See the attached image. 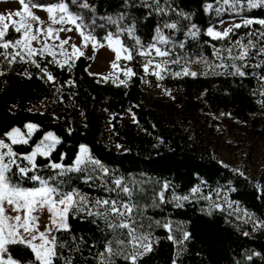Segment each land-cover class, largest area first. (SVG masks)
I'll list each match as a JSON object with an SVG mask.
<instances>
[{
	"label": "trees",
	"instance_id": "trees-1",
	"mask_svg": "<svg viewBox=\"0 0 264 264\" xmlns=\"http://www.w3.org/2000/svg\"><path fill=\"white\" fill-rule=\"evenodd\" d=\"M216 1L169 0L173 10L158 17L155 13L149 16V9L145 7H126L123 0H88L97 17L127 13L128 18L122 23L135 21L136 35L144 43L151 41L157 21L161 19L179 23L180 30L173 35L177 42L185 41L186 31L195 24L200 34L189 41V47L196 48L209 60L213 59L211 45L226 46L228 41L208 37L204 33L207 27L238 17L264 19V7L220 15L207 12L206 6ZM37 2L46 4L56 0ZM142 2L135 0L138 5ZM70 8L74 12H83L85 23H88L92 13L74 5ZM97 24L107 25L95 29L97 39L107 31H115V26L106 20L98 19ZM256 29L264 30V26L253 24L251 30ZM249 31V28L241 27L231 39L246 38ZM165 32L169 34V30ZM121 38L129 47L134 44L126 36ZM140 59L136 56L127 61L136 73L127 80V86L91 75L87 70L91 59L86 56L77 59L71 70L51 63L52 57H37L41 67L48 69L55 82L48 81L32 64L16 63L10 68L0 65V70L5 73L0 76V139L7 141L6 134L13 128L23 130L26 124L35 125L36 130L28 144L12 145L18 154H27L45 132L55 135L59 143L51 155L36 158L44 178L53 175V170L45 165L50 162L72 165L80 146H86L111 174L141 186L142 199L146 198L144 192L148 191L155 193L156 197L163 184L178 194L188 193L200 181L210 187L225 186L229 189V197L241 203L264 225V164L257 178L223 165L214 156L206 133L207 127L213 128L216 123L213 113L224 112L232 120L242 123L244 145L254 137L264 136V105L258 103L264 97L259 95L257 79L251 75L246 78L211 74L196 78L171 76L164 79L165 85L174 89L171 96L149 95L141 87L145 74ZM203 71L196 70L198 73ZM125 111L132 113L134 121L123 122L118 117ZM108 116L110 128L105 131L104 119ZM76 180L68 181L65 189L73 187ZM24 185L32 186L26 181ZM78 186L90 196L105 195L95 186L89 187L81 182ZM146 214L155 222L177 223L190 235L177 252L173 240L168 239V232L162 226L153 227L155 242L152 251L138 264H173L174 260L175 264H264V232L245 235L228 223L221 213H207L194 200L179 207L164 201L158 207L146 209ZM68 223L71 233H57L58 240H67L71 245V235H75L77 241L82 236L91 245L101 238L88 219L69 217ZM62 251L66 256L70 254L68 249ZM71 255L74 256L73 264H93L88 247L83 244L81 252ZM13 256L21 261L33 258L30 250L20 246L15 247ZM116 264L125 262L117 260Z\"/></svg>",
	"mask_w": 264,
	"mask_h": 264
},
{
	"label": "snow or ice",
	"instance_id": "snow-or-ice-1",
	"mask_svg": "<svg viewBox=\"0 0 264 264\" xmlns=\"http://www.w3.org/2000/svg\"><path fill=\"white\" fill-rule=\"evenodd\" d=\"M217 2L220 3V0ZM16 3L20 5L18 9L0 12V65L10 68L16 63L32 64L40 69L48 81L55 82L48 69L41 67L37 57H52L51 63L61 68L67 66L68 70H71L75 61L85 56L84 49L91 45L92 52L107 47L115 54L114 60L110 61L114 70L120 69L121 59L132 61L136 56L141 57L145 75H152L157 80L165 79L166 75L174 78H196L198 75L210 74L246 78L251 75L259 82V95L264 97V30H251L253 24L264 26V19L244 18L242 22L232 23L222 31L212 26L207 27L208 37L216 41H228L226 46L211 45L213 59L209 60L204 55L190 57L183 51L185 42L173 39L174 33L180 30L178 22L164 19L157 21L154 36L151 41L144 43L136 35L135 21L130 24L122 23L128 18L127 13L121 12L115 17H97L95 8L88 0H56L46 4L37 0H16ZM123 3L126 7H145L149 9V16L155 13L158 17H164L173 10L169 0H163V3L161 0H143L140 5L136 4L135 0H123ZM70 5L92 13L88 23H85L83 12L72 11ZM224 5L237 12L245 8H262L264 0H246V3L241 0H222L220 7L215 9L217 15L225 10ZM212 8L213 5H207V9ZM33 9L46 12L47 22L41 20ZM98 19L114 25L115 31H107L101 39H97L95 29L107 26L97 24ZM241 27L250 29L247 37L233 41L231 36ZM165 30H169V34H166ZM73 31L81 40L79 45L69 43L71 36L63 39L60 37L62 32ZM199 34L200 29L193 24L186 36L194 40ZM122 36L132 39L134 44L129 47ZM34 42L38 46H34ZM87 58L92 59L93 56ZM191 64H202L205 70L201 73L193 71ZM169 65H177L180 70L172 71ZM246 69L253 71L249 73ZM120 70L126 79L120 80L119 83L127 86V80L136 73L127 65ZM4 74V71L0 70V76ZM114 76L115 73L110 72L105 79ZM68 83L72 84L71 81ZM165 94L171 95L168 90H165ZM258 103L264 105V100ZM35 127L32 124L27 125L29 137ZM6 136L10 139V144L0 139V264H73L74 256L71 253L81 252V244L88 247L93 264H116L117 260H122L125 264H138L143 256L152 251L151 233L144 231L143 213L146 206L142 207L135 199V194L143 192V188L137 187L135 181L128 182L111 174L100 160L89 155L86 147L80 148L72 165L59 162L45 165L54 170V174L47 179L38 174L29 175L38 171L37 156L49 157L59 140L52 133H48L33 151L21 155L13 150L12 145L28 144V139L18 128L12 129ZM23 161H27L24 166ZM72 173L81 174L77 178L89 187L101 189L105 195L90 196L77 187L65 190L64 186L72 179L69 175ZM25 179L38 181L39 187H22L21 181ZM96 181L99 183H94ZM167 187L165 184L164 188ZM196 191L198 190L193 189V192ZM174 199L187 200L188 197ZM159 202L164 203L163 192L159 195ZM177 206L181 205L178 203ZM44 211L48 213V222L41 230L37 213ZM69 217L88 219L100 232V240L91 245H88L82 236L77 241V237L71 235V245L67 240H58L57 233H71ZM155 223L159 225V221ZM159 226L169 232L172 230L169 223ZM261 226L264 225L256 224V227ZM148 227H151V224ZM189 235L184 232L183 240H187ZM168 239L174 243H182L176 241L172 235H169ZM16 246L30 250L33 258L24 261L14 258L13 251ZM64 249H68L70 254L66 256L62 251Z\"/></svg>",
	"mask_w": 264,
	"mask_h": 264
},
{
	"label": "rangeland",
	"instance_id": "rangeland-1",
	"mask_svg": "<svg viewBox=\"0 0 264 264\" xmlns=\"http://www.w3.org/2000/svg\"><path fill=\"white\" fill-rule=\"evenodd\" d=\"M241 2L246 3V2H244V0H241ZM220 3H222V0H220ZM220 3H218L216 1L214 4H212L213 5L212 9H207V6H206V11L216 14L215 9L220 7ZM19 7H20V5L18 3H16V0H0V12L6 13L9 11H14V10L18 9ZM224 9L225 10L221 13H224V12L236 13V12L231 11L229 9L228 5H224ZM33 11L35 12V14L38 17L41 18V20L47 22L48 18H47L46 12L39 10V9H33ZM244 18L245 17L231 18L228 20H224L223 23L219 22V23L212 24L210 26L214 27L216 30L222 31L224 28H226L227 26H229L232 23L242 22V20ZM252 19H255V18H252ZM56 27H60V25H56ZM65 27H71V25H65ZM206 29L204 30L205 34H206ZM188 30L186 31V33L188 32ZM186 33H185V36H186ZM66 36L72 37V40L69 42L70 44L76 43L79 45L81 42L80 38L75 33V31H73L71 33H64V32L60 33L61 39L65 38ZM186 40L184 41L186 46H185V49L183 51L186 52L192 58L200 56V54L198 53V50L196 48L191 49L189 47V45H190L189 41L190 40L193 41V39L186 36ZM57 43H58V41H57ZM34 46H38V45H35V42H34ZM66 47H68V46L66 45ZM101 49L102 48H99L98 51L92 52L91 51V45H89V48L84 49L86 57H88L90 55L93 56V58L91 59V63L87 69L88 72L91 75L95 74L94 76H96L100 79H103V80H111V81L115 80V83H119L120 80H125L126 78L123 76V73L120 69H122L125 65H127V61L121 59V61L119 62L120 69L114 70L111 67L110 61L114 60L115 54L112 57H110L108 60L101 61V58L98 55ZM69 51H70V48H69ZM177 51H181V50H177ZM58 58L63 59L62 57H58ZM140 62L142 65V58L140 59ZM127 67H130V66L127 65ZM169 67L172 71L180 70L179 66H177V65H169ZM191 69L193 71H196L199 69H204V65H202V64H191ZM110 72H114L115 76L112 78H109V79H105V77H108ZM116 77H118L119 79H116ZM170 77H171L170 75L165 76V78H170ZM151 79L153 82H151ZM141 87L149 95L171 96L173 93V90H174L172 87L165 85L164 79L163 80H157L152 75H145V77L142 79ZM165 90L170 91L171 95L165 94ZM118 117L123 122L134 121V116L132 115V113L130 111H125V112L119 113ZM213 118L216 120V123H215L213 128L207 127L206 133H207L210 145H211V149H213L214 156L223 165H226L232 169H235V170L240 171V172H244L247 175H250V176H253L254 178H257L259 173H260V170L262 169V166L264 164V136L254 137L249 141V144L244 145L243 141L241 139V136H242V133L244 130L242 123L232 120L230 118V116L224 112L213 113ZM109 121H110V116H108L104 119L105 131H107L110 128V122ZM27 125L28 124H26L24 129L20 130V131L24 134L25 138L29 140L30 137L35 132L36 127L29 137ZM13 129H16V128H13ZM48 133H51V132H45L44 135L42 136V138L32 148L31 151H33L35 149V147L44 139V137ZM6 139H7V141L4 140L5 143L10 144L11 141L7 136H6ZM81 147H86V146H80V148ZM80 148H79V151H80ZM29 153H27V154H29ZM78 154H79V152H78ZM21 155H23V154H21ZM89 155L92 158H94L90 152H89ZM26 164H27V161L22 162V166H24ZM33 174H38L42 177L41 168L39 167L38 171H36L34 173H30L29 175H33ZM53 174H54V170H53ZM69 175L71 177L73 176L72 179H77L75 182H73V183H75V185L73 187H77V188L81 189L80 186H78V182H81L82 184H84V183L82 182L81 179L77 178L81 174L72 173V175L71 174H69ZM42 178H44V177H42ZM44 179H47V178H44ZM72 179H70L69 181H71ZM24 181L29 182L32 186L31 187L25 186ZM84 185H86V184H84ZM164 185L165 184L162 185V187L158 191L156 197H154L155 193H153L152 191H148V193L144 192L145 193L144 196L146 198L142 199L141 198L142 192H137L135 194V199L138 201V203L142 207L146 206V209L152 208V207H158L161 204L159 202V195L161 192H163L164 201L171 202L175 205H177L178 203L180 205H182L186 201L194 200L198 203L200 208L207 213H211L214 211L221 213L225 217V220L228 223L234 225L235 227H237L238 229L243 231L244 234L247 233V235H256V234H261L264 232L263 226L256 227V224H258V223L261 224L260 221L257 219V217L255 215H253L249 210H247L241 203H239L235 200H232L229 197V189L225 186H219L218 185V186L210 187L206 183H204L203 181H200L199 183L194 185V187L188 193L178 194V193H175L171 190L169 191L168 187L165 189ZM21 186L25 187V188L39 187V182L25 179V180L21 181ZM66 187L67 186L65 185L64 189ZM137 187H141V186L138 185ZM193 189H197L198 191L193 192ZM65 190H67V189H65ZM144 191H146V190H144ZM83 192H85V191H83ZM185 196L188 197L187 200L180 199L179 201H177L174 199V197H181L182 198ZM154 204H155V206H154ZM37 215H39V217H40L39 223H40L41 230H43V226L48 222V213L46 211H44V212L37 213ZM143 215H144L143 223L145 226L144 231L151 233V239L154 243L155 237L153 235L152 228L156 227L158 225L155 223V221L151 220L148 217V215L146 214V210L144 211ZM166 223H169L171 225V229H172L171 232H169L168 229L163 227L168 232V234L172 235L176 241H182V243H174L176 250L178 252V251H180V249H182V246L184 244L185 240H183V233L186 231H185L183 226H181L177 223H174L172 221H166L163 223H159V225H163ZM149 224H151V227H148Z\"/></svg>",
	"mask_w": 264,
	"mask_h": 264
},
{
	"label": "bare ground",
	"instance_id": "bare-ground-1",
	"mask_svg": "<svg viewBox=\"0 0 264 264\" xmlns=\"http://www.w3.org/2000/svg\"><path fill=\"white\" fill-rule=\"evenodd\" d=\"M98 55L101 58V61H105L112 57L114 53L110 51L107 47H104L100 50Z\"/></svg>",
	"mask_w": 264,
	"mask_h": 264
}]
</instances>
